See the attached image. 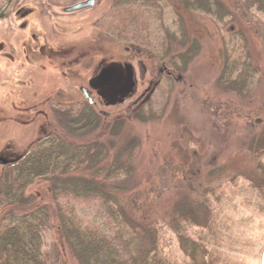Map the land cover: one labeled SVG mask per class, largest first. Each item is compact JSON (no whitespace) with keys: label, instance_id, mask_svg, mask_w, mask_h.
Segmentation results:
<instances>
[{"label":"rangeland","instance_id":"rangeland-1","mask_svg":"<svg viewBox=\"0 0 264 264\" xmlns=\"http://www.w3.org/2000/svg\"><path fill=\"white\" fill-rule=\"evenodd\" d=\"M81 1L53 0L54 12ZM198 1L210 14L187 7ZM97 3L57 27L53 73L36 76L42 93L48 82L53 88V105L46 98L38 113L7 114L25 126L22 136L6 138L19 146L11 140L0 152L15 160L52 133L74 144L98 142L108 149L106 157L68 177L106 183L126 221L137 225L141 237L158 234L174 264H264V16L255 10L244 16L237 0ZM239 43L244 78L234 84L237 76H222L228 44L232 51ZM129 59L141 60L149 78L164 66L166 74L130 110L128 102L109 106L97 95L106 115L98 116L95 129L73 133L70 108L84 100L80 87L110 63ZM128 160L131 177L111 188L107 169ZM53 188V181L38 179L24 198L34 197L31 208H50L52 224L43 238L47 264H79L61 232ZM30 207L8 210L25 213ZM139 236L128 234L132 248Z\"/></svg>","mask_w":264,"mask_h":264},{"label":"trees","instance_id":"trees-1","mask_svg":"<svg viewBox=\"0 0 264 264\" xmlns=\"http://www.w3.org/2000/svg\"><path fill=\"white\" fill-rule=\"evenodd\" d=\"M237 2L243 6L244 16H249L252 10L264 16V0ZM201 3H193L194 6L191 3L187 7L210 14L209 9L201 7ZM238 34L241 40V32ZM242 45L239 43L237 49L241 50L239 59L235 57L237 50L233 45L232 51L230 44L227 46L228 59L222 79L233 80L237 76L234 84L244 78L245 65L239 61L244 54ZM71 107V112L75 114L68 113V123L73 133L80 135L98 127L99 115L88 104ZM39 143L15 163L13 178H6L1 184L2 202L30 207L35 200L34 197L24 198L27 187L38 179L51 180L54 182L53 197L58 208L60 229L79 264H174L171 259L173 252L167 249L158 234L145 233L141 237L137 225L126 221L123 209L108 191L106 183L68 177L101 162L108 153L104 145L98 142L74 144L57 134ZM132 172L130 160L115 162L107 169L106 178L111 188L119 189L117 184L130 178ZM6 220L9 223L0 233V252L5 253L4 264H47L43 238L52 224L50 208L47 205L30 207L25 213H10ZM131 231L139 236L137 247L133 248L132 238L130 240L128 237Z\"/></svg>","mask_w":264,"mask_h":264},{"label":"flooded vegetation","instance_id":"flooded-vegetation-1","mask_svg":"<svg viewBox=\"0 0 264 264\" xmlns=\"http://www.w3.org/2000/svg\"><path fill=\"white\" fill-rule=\"evenodd\" d=\"M86 1L88 0L66 7L62 13H55L53 0H0V12L5 9L0 16V147L5 144L12 145L13 140L6 138L22 136L21 133L25 126L20 117H17V120H8L5 118L7 114L21 116L38 113L39 103L46 98L51 100L50 104L53 105L55 100L54 92L51 91L53 88L48 82L46 86L48 92L42 93L36 76L38 73L41 75L44 73L49 78L53 73V50L55 47L53 39H56L55 36L60 33L57 27H61L62 21L67 22L68 16L79 12H68V8ZM97 1L92 7L83 10L95 8L98 4ZM117 2L118 0L115 5ZM113 8L112 13L115 12ZM106 17L107 15L104 16V18ZM102 19L103 17L100 16L95 24L101 25ZM125 49L126 51L130 50L129 48ZM157 72V76L149 78L148 70L144 68L141 60L129 59L120 63L112 62L94 79H91L88 86L80 87L84 100L80 102L79 106L88 104L96 114L106 115L105 111L99 109L100 102L96 100V96L100 95L102 103L109 104V106L124 105L128 102V110L133 109L153 91L157 80L166 74V67H162ZM148 79L147 86L144 87L143 92L138 94L140 85H145ZM29 94L30 96H28ZM138 100L139 102L136 103ZM12 132L15 134L13 135ZM40 140H37L33 147L38 146ZM10 146L7 148H13ZM17 146L19 143L14 144V147ZM22 157L14 160L11 155L0 152V190L1 184L6 178H13V166ZM19 208L21 209V206L7 205L2 202V192L0 191L1 215L8 209ZM12 212V210L7 212V215L2 219L0 216V233L9 223L6 217L10 216ZM4 254V252H0V264H4Z\"/></svg>","mask_w":264,"mask_h":264},{"label":"water","instance_id":"water-1","mask_svg":"<svg viewBox=\"0 0 264 264\" xmlns=\"http://www.w3.org/2000/svg\"><path fill=\"white\" fill-rule=\"evenodd\" d=\"M95 1H96V0H88V1H86V2H84V3H81V4H78V5H76V6H73V7L68 8L67 11H68V12H75V11L83 10V9H85V8L92 7V6L95 4ZM4 10H5V9H4ZM4 10L0 12V16L3 14ZM84 91H86V90H84ZM141 98H142V97H141ZM141 98H140V99H141ZM140 99H139V100H140ZM139 100L136 101V103H138Z\"/></svg>","mask_w":264,"mask_h":264}]
</instances>
